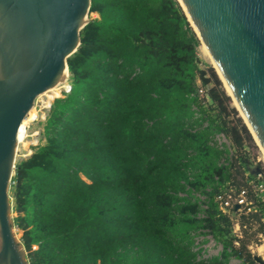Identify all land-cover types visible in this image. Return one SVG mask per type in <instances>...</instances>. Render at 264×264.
<instances>
[{
    "label": "trees",
    "instance_id": "trees-1",
    "mask_svg": "<svg viewBox=\"0 0 264 264\" xmlns=\"http://www.w3.org/2000/svg\"><path fill=\"white\" fill-rule=\"evenodd\" d=\"M91 13L45 142L15 164L13 222L29 264H255L264 201L251 181L264 169L217 74L200 66L179 1L91 0ZM220 132L230 149L213 142ZM241 189L255 210L221 208L218 195ZM199 234L220 256L198 258Z\"/></svg>",
    "mask_w": 264,
    "mask_h": 264
},
{
    "label": "water",
    "instance_id": "water-1",
    "mask_svg": "<svg viewBox=\"0 0 264 264\" xmlns=\"http://www.w3.org/2000/svg\"><path fill=\"white\" fill-rule=\"evenodd\" d=\"M182 2L264 146V0ZM90 4L0 0V264H29L11 217L17 132L36 96L68 71ZM253 258L264 264L259 254Z\"/></svg>",
    "mask_w": 264,
    "mask_h": 264
},
{
    "label": "rangeland",
    "instance_id": "rangeland-1",
    "mask_svg": "<svg viewBox=\"0 0 264 264\" xmlns=\"http://www.w3.org/2000/svg\"><path fill=\"white\" fill-rule=\"evenodd\" d=\"M98 15L96 13H91L88 15L87 17V20L89 21L90 18H96ZM203 47V49H202ZM96 47L95 46H92L90 47L88 50L85 51L86 54H89V52L91 50H95ZM208 57H207V55ZM198 56H199V59H200V66L202 68H204L205 70H208L207 72V76L209 77V68L212 67L213 70L215 71V73L217 74V77L218 79L220 80L224 90H225V93L227 94L226 92V89L221 81V77L220 75L218 74L216 68L213 66L212 64V61H211V58L209 57V54L207 53L204 45L202 44V42L200 41V45L198 46ZM209 58V59H208ZM210 60V61H209ZM67 83L70 84V81H71V77H70V71H66V75L64 76ZM64 78L59 81V83L56 84V89H57V93H55L53 95V97L51 98L50 100V104L55 100V97H58L60 96V92H61V89H62V82H63ZM198 84L203 87L201 85L200 82H198ZM213 83L211 82L209 84V87L212 86ZM71 86V85H70ZM64 92V91H63ZM63 92L61 93V96L62 97L64 94ZM228 101L227 103L229 104L230 108H235L236 112H237V116H239L241 118V114L238 110V108H236V106L234 105V102H233V98L230 97L228 94ZM39 104V105H38ZM35 106L36 108L40 111V113H42V117H38L34 122H32L30 124V126L28 127V138H26L25 141H29L30 143L28 144V147H29V151L27 152L25 147L23 146V143H18L17 146H16V152H15V156H14V163L16 164L19 160L23 159V158H26L30 153H32L35 148L38 146V145H42L44 142H45V135H44V125H45V121H46V117H47V113H48V108H41V104L39 101H35ZM243 120V118H241ZM244 122V120H243ZM245 124V123H244ZM32 135V136H31ZM252 136V135H251ZM253 139V137H252ZM35 140V141H34ZM255 139L251 140L252 142H249L248 144V148L247 150L250 152L251 156L254 158V160L256 161V163H259L261 165V168L264 169V160H263V156H262V152L259 148V146L256 144V142L254 141ZM33 142V143H32ZM24 155V156H23ZM14 175V173H13ZM12 175V177H13ZM11 185H12V179L11 181L9 182V194H10V198H11V201L13 203V196H12V191H11ZM16 215V213L12 210L11 211V217H12V220L14 218V216ZM258 225L255 224L253 225V228L252 229H248V233L247 235L248 236H251V232H253L255 230V228L257 227ZM14 228V232H15V236L17 238L18 241H21L20 238H21V231L16 227V226H13ZM247 236V238H248ZM255 239H253L254 241L251 242L250 244V248H251V251L253 254H258L257 253V247H256V244H258V246L263 243V239H264V236L262 234H258L257 236H254ZM254 237H251V238H254ZM257 238V240H256ZM203 250L201 251L204 255V257H208L209 255H211L215 250L214 246L211 244V242H208L206 244H204L203 246ZM232 264H242L240 260H233L232 261ZM255 264H258V263H255Z\"/></svg>",
    "mask_w": 264,
    "mask_h": 264
},
{
    "label": "built area",
    "instance_id": "built-area-1",
    "mask_svg": "<svg viewBox=\"0 0 264 264\" xmlns=\"http://www.w3.org/2000/svg\"><path fill=\"white\" fill-rule=\"evenodd\" d=\"M67 92V91H65ZM198 96L205 101L206 99V90L205 88L198 86ZM213 142L219 147V148H231L229 139L225 136L223 132L215 134L213 138ZM251 185L253 188V192L256 196H258L262 201H264V179L261 172H257L255 175V178L251 181ZM203 198V197H202ZM217 199L221 203V208L226 209L230 208L233 205L239 206L237 210L239 212H248L254 209L253 201L248 199V194L246 189H241L237 194H235L234 191L230 190L229 192L225 194H221L217 196ZM255 210V209H254ZM234 233L237 237H242V229L240 224L236 221L234 223ZM206 239V240H205ZM211 242V244L214 246L215 250L214 252L209 255L208 257H204L203 253L201 252L204 248V244ZM195 247L194 251L198 252V258L208 260L213 257L220 256V253L223 250V247L220 243H218L211 235H202L199 234L196 236L195 240ZM235 244L238 245L239 242L236 240ZM233 260H239L235 257H231L229 264H232Z\"/></svg>",
    "mask_w": 264,
    "mask_h": 264
},
{
    "label": "bare ground",
    "instance_id": "bare-ground-1",
    "mask_svg": "<svg viewBox=\"0 0 264 264\" xmlns=\"http://www.w3.org/2000/svg\"><path fill=\"white\" fill-rule=\"evenodd\" d=\"M179 3L181 4L185 14L187 15V17L189 18V22L191 23L192 27L196 30V32L198 33V35L200 36V32L198 31L196 25L194 24L193 20L191 19L186 7L184 6L182 0H178ZM86 15L84 16L83 20H86ZM201 37V36H200ZM202 39V38H201ZM202 44L204 45L207 53L209 54V57L211 58V61H212V64L213 66L216 68L218 74L220 75L221 77V81L222 83L224 84V87H226L225 89H227L226 91H228V95L230 97L233 98V102L234 104L237 106L236 108H238L240 114H241V117L243 118L244 120V123L246 124L248 130L250 131L253 139H255L254 141L256 142V144L259 146L261 152H262V156L264 158V146L261 142V140L259 139L258 135L256 134L254 128L252 127L250 121L248 120L246 114L244 113L243 109L241 108L239 102L237 101L232 89L230 88L225 76L223 75L221 69L219 68L216 60L214 59L211 51L209 50L207 44L205 43L204 40H201ZM66 71L67 70H63V72L59 75L58 79L54 82V84L46 87L43 91H41L35 98L34 100V103L33 105L29 108V110L27 111L26 115L24 116V118L22 119L21 121V125L19 127V130L17 132V140H16V144H15V147L17 146L18 143H23V146L25 147L26 151L28 152L30 149L28 147V144L30 143L29 141H25L26 138H28V127L30 126V124L32 122H34L38 117H42V113H40V111L36 108L35 106V101H39L40 104H41V108L45 109V108H48V106L50 105V100L51 98L53 97V95L55 93H57V89H56V84L59 83V81H61L64 76L66 75ZM71 89V86L68 90ZM60 95H61V92H60ZM39 105V104H38ZM32 136V135H31ZM29 139V138H28ZM35 141V140H34ZM33 143V142H32ZM15 151H16V148H15ZM24 156V155H23ZM257 250L259 253L263 254L264 255V242L262 244H260L258 247H257Z\"/></svg>",
    "mask_w": 264,
    "mask_h": 264
},
{
    "label": "crops",
    "instance_id": "crops-1",
    "mask_svg": "<svg viewBox=\"0 0 264 264\" xmlns=\"http://www.w3.org/2000/svg\"><path fill=\"white\" fill-rule=\"evenodd\" d=\"M264 240V239H263ZM264 242V241H263ZM262 244V243H261ZM256 247H258V244H256ZM257 253L262 257V259L264 260V255L259 253L258 250H257Z\"/></svg>",
    "mask_w": 264,
    "mask_h": 264
}]
</instances>
